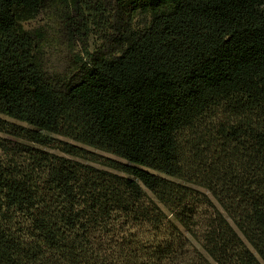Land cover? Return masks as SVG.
<instances>
[{"label": "trees", "instance_id": "1", "mask_svg": "<svg viewBox=\"0 0 264 264\" xmlns=\"http://www.w3.org/2000/svg\"><path fill=\"white\" fill-rule=\"evenodd\" d=\"M0 133V264H264V0H0Z\"/></svg>", "mask_w": 264, "mask_h": 264}, {"label": "rangeland", "instance_id": "2", "mask_svg": "<svg viewBox=\"0 0 264 264\" xmlns=\"http://www.w3.org/2000/svg\"><path fill=\"white\" fill-rule=\"evenodd\" d=\"M55 12L48 10V11H44L41 12L39 15H37L34 19L29 20L24 22V27L26 29H34V28H43V29H47L50 32L51 30V26H52V18L54 16ZM106 28L102 25V23L100 24H94L93 28H92V36L89 38V40H87L86 43L84 44H79L75 47L74 50H70L68 47H66L65 45L61 44L60 42H54L52 45L50 44V46L46 49V63H47V68L50 69L51 72H57V73H64L66 72V70H68L72 60H73V56L74 55H78V54H82V52L87 48L90 51L96 50L98 47L102 46L104 44V36H106ZM6 120L10 121V122H15L17 124H22L20 122H17L11 118L8 117H3ZM1 137L10 139L14 142H19V143H23L25 145H29L31 147H35V148H39L41 150L47 151V152H53V153H59L57 150H53L50 147H43L34 143H30L27 142L21 138H17L15 136H11V135H6L3 133H0ZM59 139L62 140H66L65 138H61L58 136H55ZM74 143V142H72ZM76 144V143H74ZM79 146H82L80 144H76ZM84 147L86 150H88L90 153H93L95 155V158H97L98 160H103L104 158H109V159H114V160H119L118 158H116L115 156L106 153L104 151L101 150H97L91 147H87V146H82ZM76 159V158H75ZM79 160V159H78ZM84 164L87 165H91L100 169H105L108 171H112L111 169H108L107 167L93 162V161H87V160H79ZM175 180V179H173ZM177 181V180H175ZM199 190L207 192V190H205L204 188L198 187Z\"/></svg>", "mask_w": 264, "mask_h": 264}]
</instances>
